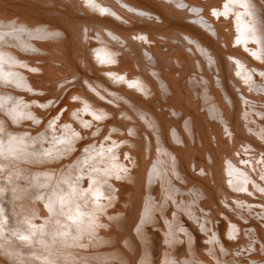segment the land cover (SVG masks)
Masks as SVG:
<instances>
[{"label":"bare ground","instance_id":"1","mask_svg":"<svg viewBox=\"0 0 264 264\" xmlns=\"http://www.w3.org/2000/svg\"><path fill=\"white\" fill-rule=\"evenodd\" d=\"M94 3L0 0V122L40 154L0 159V264H264V0ZM64 178L101 181L83 247L51 235Z\"/></svg>","mask_w":264,"mask_h":264},{"label":"snow or ice","instance_id":"2","mask_svg":"<svg viewBox=\"0 0 264 264\" xmlns=\"http://www.w3.org/2000/svg\"><path fill=\"white\" fill-rule=\"evenodd\" d=\"M85 3L89 7H97L94 3V0H85ZM241 7H246L244 3L240 4ZM225 9H227V5H225ZM100 11L103 13L106 10L100 9ZM213 15H217L216 12H213ZM253 39H255V36L253 34ZM8 63L9 65L15 63V61L9 59L8 61H5L3 54H0V83H16L17 86H19L18 81H10L8 80V77L13 75L11 72H5L4 71V64ZM34 71V69H32ZM132 86V85H130ZM2 99V98H0ZM0 109H4V104L0 103ZM83 111L89 112L88 106L85 105L83 108ZM6 114L9 116V118L12 120L13 123H17L20 118H27V119H34L30 115H25L22 112H17L16 108L8 109L6 110ZM90 115H92V118L94 120H101L103 119V115H96L94 113L89 112ZM58 119V117H56ZM38 122V121H36ZM55 124V120L49 122V128H53ZM84 126H88V121L83 122ZM65 128H68L69 125L65 124ZM72 136H78V133L73 132ZM6 137V140L4 139ZM58 143H65V140L61 139L57 141ZM32 143H35V141H32ZM28 143L25 141L24 137H17L12 135L11 133L5 132V129L3 127V123L0 122V159L8 160V159H19L21 156H32V157H39V153L36 152H28ZM109 152L112 151V149H108ZM44 156H52L51 150H46L43 153ZM98 155H103L102 153H99ZM112 159H115V156L112 157ZM87 163V160L85 161ZM93 171H100L99 168H97L95 165H90ZM4 170V166L0 165V172ZM124 170V169H122ZM126 171V170H125ZM110 173V170L108 168L104 169V175L107 176ZM120 177L117 175V179ZM100 180L97 178H93L91 183L89 184L88 188L81 189L78 188L77 184L70 180V178H64L62 180V183L67 184L68 190L66 192L61 191L57 193L55 190L53 191L52 195L49 197L48 202L46 203L45 207L48 209V212L51 216H65V218L69 221H71V226H75V234L71 233V226L68 224L60 225V221L56 220V223L60 225L61 231H54L51 233L53 236V242L55 241V237L57 235L62 237H70L72 240V245L74 247H83L84 245L80 243V241L87 237L91 238L94 234L95 228L100 227L101 225L96 223V213L102 211V207L99 204V201L104 198V193L100 190L99 184ZM106 183V180L103 181ZM93 184H96L97 187L93 188ZM46 186V185H41ZM261 192H264V189H260ZM4 192L3 188H0V195H2ZM13 192H15V189H13ZM91 197L92 203L95 205V208L90 213H82L80 211V203L78 201L83 200L85 202V205L88 202V197ZM15 198V197H14ZM73 205H74V214H70L73 212ZM68 209V212H65V209ZM88 215V222L85 225L83 220L81 219L82 216ZM3 219V209H0V221ZM30 228H34V225L29 224ZM40 227V235H45L44 233V225L39 226ZM32 235H35V232L32 233ZM21 240L29 241V236L21 235L19 237ZM41 244H43V240L40 241ZM47 247V245H45ZM46 264H55V261H46ZM67 264V261L65 262Z\"/></svg>","mask_w":264,"mask_h":264}]
</instances>
